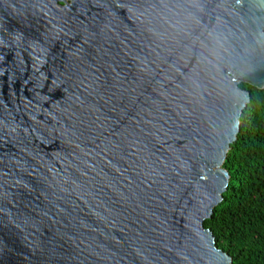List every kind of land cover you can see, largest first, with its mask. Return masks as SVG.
<instances>
[{
  "label": "water",
  "instance_id": "95a60500",
  "mask_svg": "<svg viewBox=\"0 0 264 264\" xmlns=\"http://www.w3.org/2000/svg\"><path fill=\"white\" fill-rule=\"evenodd\" d=\"M241 84L264 0H0V264H232Z\"/></svg>",
  "mask_w": 264,
  "mask_h": 264
},
{
  "label": "trees",
  "instance_id": "16d2710c",
  "mask_svg": "<svg viewBox=\"0 0 264 264\" xmlns=\"http://www.w3.org/2000/svg\"><path fill=\"white\" fill-rule=\"evenodd\" d=\"M240 88L251 101L224 163L229 187L205 228L232 264H264V90Z\"/></svg>",
  "mask_w": 264,
  "mask_h": 264
},
{
  "label": "rangeland",
  "instance_id": "374dc122",
  "mask_svg": "<svg viewBox=\"0 0 264 264\" xmlns=\"http://www.w3.org/2000/svg\"><path fill=\"white\" fill-rule=\"evenodd\" d=\"M69 2V0H67Z\"/></svg>",
  "mask_w": 264,
  "mask_h": 264
}]
</instances>
